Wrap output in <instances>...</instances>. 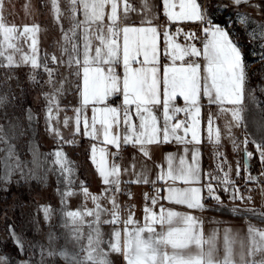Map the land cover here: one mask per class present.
Returning <instances> with one entry per match:
<instances>
[{"label": "snow or ice", "instance_id": "obj_1", "mask_svg": "<svg viewBox=\"0 0 264 264\" xmlns=\"http://www.w3.org/2000/svg\"><path fill=\"white\" fill-rule=\"evenodd\" d=\"M163 13L169 25H177L174 32L165 28L161 33L159 25L152 20L141 21L140 26L123 23L118 9L120 0H67V18L70 27L65 30L61 17L62 11L59 0H51L52 12L56 23L60 26L62 43L61 57L41 52L38 25L18 27L6 22L4 12L6 0H0V68L13 69L27 66L30 68L29 80L38 84L37 72L43 71L48 79L46 83L53 89L51 93H43L46 101L45 125L49 136L56 138V150L48 154L39 152L35 144L28 145L32 160L25 162L17 150L16 141L25 135L23 126L18 122L8 120L0 124V183L11 184L15 176L27 182L37 178V170L45 163L50 167L44 169L42 180H47V173L55 171L63 178L65 189L61 195V226L68 231L69 241L76 246L74 251L62 248L39 249L43 264L45 257L59 256L65 264H112V253L123 256L125 264H264V230L249 225L247 229V245L238 233L225 227L223 229L222 248L218 243L219 230H213L205 235L203 221L190 212H179L165 208L162 204L159 210L161 189L155 187L159 181L165 182L167 195L163 199L170 204L185 206L189 210L203 211L202 191L206 189L207 198L222 205L223 201L217 194V187H222L230 193L232 201L245 199L251 201V195L241 193L236 181L231 177V166L226 157L219 151L222 132L215 126V119L230 114L231 120L225 123V135L232 142L234 151L244 152L243 171L245 186L254 183L264 196V184L259 176L252 175L249 161L257 158L261 165L260 175L264 176V130L260 139H253L246 131L245 115L246 98L259 106L255 90L248 89L249 65L245 61L244 51L232 35L235 25L218 23L214 14L210 13L199 0H162ZM250 0H232L237 6L248 5ZM258 9L259 5H254ZM29 5H25L27 8ZM145 9L148 5L145 3ZM222 10L227 5H217ZM135 10L125 2L123 6L124 19L128 11ZM237 23L248 25L250 17L237 11ZM199 25V31L185 30L180 25L186 23ZM264 29V25L260 26ZM264 37V30L259 32ZM163 36L164 47L158 43ZM183 38V43L178 38ZM82 41V43H81ZM94 41L98 42L95 44ZM199 42L202 47L197 46ZM22 44H27L25 51ZM264 49V43L261 44ZM161 52L168 60L161 63ZM66 56L67 59L63 57ZM18 57V58H17ZM142 58V59H141ZM201 60L203 63H201ZM260 61H264V51L260 53ZM179 62V63H177ZM52 65H62L75 69L72 75L79 83L74 86L79 95V106L72 109L74 117L65 115L63 126L67 127L74 120L75 135L81 133L94 143L90 149V160L95 167L102 184L101 195L92 194L84 182L80 183V195L85 201L91 200L93 208L86 206L77 210H68V200L78 194L72 188L75 184L74 167L63 150L65 144L75 145V139L64 140L58 125L60 112L65 111L60 105L59 98L64 95V84L68 77L60 81V87H55L57 68ZM122 68V74L118 71ZM11 79V77H9ZM264 91V88L261 89ZM114 97H121V103L113 106ZM177 97H182L184 107H178ZM208 105L217 106L216 117L211 110L207 115V140L214 144L217 150L214 156L217 160L216 174L206 173L208 182L201 185V167L198 148H193L191 163L186 162L188 149L180 157V167H173L174 155L168 154L167 170H161L156 181H152L154 195L144 194L146 203L142 209L143 221L135 218L132 207L127 209V219L121 216V206L117 195L123 190L121 183L149 184L147 172L132 171L135 179L121 181V175L127 174L128 168H121L117 158H122L123 146L137 148L146 158H151L150 145L164 143L199 145L201 143V112L202 100ZM9 103L7 94L0 95V107ZM226 105L231 107H226ZM91 110V117L87 111ZM162 109L163 125L155 110ZM185 113L186 119L174 122L178 113ZM28 127L36 120L31 109L27 114ZM135 121H138L135 122ZM233 127L245 129L244 138L238 141L232 134ZM182 133V134H181ZM190 134V139L187 137ZM103 144L106 147H100ZM249 144L255 151L249 150ZM114 148L115 151H109ZM51 156V161H48ZM224 157L223 159H221ZM133 157V161H134ZM227 166V167H226ZM241 164L237 161L236 177L241 176ZM171 181L172 183H167ZM182 182L186 187H176V182ZM215 182V183H213ZM5 190L7 188L5 187ZM59 191V189H58ZM249 192L252 189H248ZM130 198L131 192H126ZM107 199L110 209L102 207L101 200ZM45 223L52 219L50 206H41ZM233 213L251 212L253 215L264 217L255 209H240L234 207ZM107 215L109 219H103ZM90 218V219H88ZM103 225H111L112 230L105 239ZM85 228L87 233L85 234ZM159 229V230H158ZM9 238L17 246L20 254L26 256L18 264H33V257L26 254L25 242L15 228L9 226ZM54 237H49L51 243ZM86 241V243L84 242ZM239 246V252L236 248ZM33 247V246H30ZM0 264H12L7 255H0Z\"/></svg>", "mask_w": 264, "mask_h": 264}, {"label": "rangeland", "instance_id": "obj_2", "mask_svg": "<svg viewBox=\"0 0 264 264\" xmlns=\"http://www.w3.org/2000/svg\"><path fill=\"white\" fill-rule=\"evenodd\" d=\"M202 4L209 10L210 13L214 14L218 23H226L227 25H235L232 29V35L237 39L240 46L244 51L245 61L249 65L247 68L248 73V89L255 90L252 95L256 97L259 102V106L251 103L246 98L247 111L245 115L246 131L252 135L253 139H260L261 132H257L256 125H260L264 128V61H260V53L264 51L261 48V44L264 43V37L259 35L262 29L260 26L264 25V0H250L248 5L237 6L232 4V0H201ZM29 7L25 8V5ZM217 5H227L225 9L217 10ZM254 5H259L258 9ZM48 0H6L4 16L6 22L9 25L15 24L18 27H23L24 25H38L40 32L38 33L40 41L41 52H47L49 55L55 54L58 58L61 57L60 45L62 43V34L60 31V26L56 23L52 9L48 7ZM66 13L65 16L61 17V23L63 28L67 30L70 27V21L67 18V9H62ZM237 11L241 15H247L250 17V22L248 25H240L237 23ZM2 39V38H0ZM24 50H28L27 44H22ZM199 47H202L200 44ZM18 58V57H17ZM67 59L66 56L63 57ZM201 63L203 61L201 60ZM50 67L57 68V74L55 77L56 84L55 87H60V81L68 77V81L64 84L65 92L59 98L60 105L65 111H61L60 121L58 125L63 137L73 135L75 133V123L74 120L69 122L67 127L63 126V119L65 115L68 117H74L75 113L72 111L75 107L79 106V95L75 88V84L79 83L76 77L72 75V71L75 69H68L62 65H52ZM30 68L27 66L6 69L0 68V95L7 94L9 98V103L4 107H0V124H7L8 120L20 123L24 130L25 135L20 137L17 143V150L21 155V158L25 161H31L32 155L28 151V145L35 144L39 148V152L42 154H48L56 150V147L51 149H42L39 144V132H40V121L45 120V106L46 101L44 99L43 93H51L53 89L46 83L48 77L43 71L37 72L38 84H33L29 80ZM11 77V79H9ZM183 99V98H182ZM32 103H37V107L43 109V116L40 117L39 112H37ZM203 108L201 112V125H200V135H201V146L204 151H207L208 155L212 154L210 158L212 163V173L216 174V164L217 160L214 156V152L217 147L209 143L207 140V115L209 110H211L213 117H216L217 106L208 105L207 100H202ZM184 104V102H183ZM226 107H231L226 105ZM28 109H31L36 120L32 123V128L28 127L27 114ZM231 120L230 114L224 116L223 118L215 119V126L219 127L222 132L221 144L219 146V151L224 154L229 165L230 159L228 156H236L233 159V165L231 166V177L236 181L241 191L247 193L246 196L251 195L252 199L244 200L250 205L251 209L258 202H264V196L261 195L260 189L255 192L257 185L254 183H249L245 186L244 182V152L234 151L232 147V142L225 135V123ZM245 129L241 127H233L232 134L238 141H242L244 138ZM69 140V139H67ZM103 147V144H102ZM249 150L255 151L254 146L249 144ZM68 159L72 162L74 167V176L72 179L75 180V184L72 185L74 191L78 194L72 196L68 200V210H77L83 206L91 209L93 204L91 200L85 201L84 197L80 195V183L84 182L88 187L89 191L94 195H101L103 193L104 185L101 179L93 176V174H88L86 180L79 175V167L77 160L72 156V154L63 147ZM110 151V149H109ZM222 157L221 159H223ZM241 157V158H239ZM52 157L48 156V161H51ZM237 161L241 164V176L236 177V167ZM249 168L252 175L259 176L261 184H264V176L260 175L261 165L258 157L250 160ZM50 167L49 163H45L42 168L37 170V178L29 179L27 182L20 180L19 176L13 178V182L8 185L0 183V200H5L6 209L0 207V255H7L12 261V264H18V261L25 259L26 256H22L14 245L13 241L9 238V226L15 228L18 235L22 236L25 242V251L27 255L33 257V264H39L41 257L39 255V249L43 246L45 249L53 248L59 251L63 247H76L74 243L69 241L67 229L61 226L62 216H61V195L65 189V184L63 178H60L58 183V177L55 171H50L47 173V180H42L40 177L44 176V169ZM227 167V166H226ZM89 182V183H88ZM41 185V186H39ZM5 187L7 190H5ZM39 187V188H37ZM218 188V187H217ZM222 189V187H220ZM253 189L251 192L248 189ZM59 189V191H58ZM226 193V192H224ZM149 197L153 195H148ZM125 199V198H124ZM122 194L117 195V201L121 206V216L123 219H127V212L124 211V204L127 203ZM258 201L256 203V201ZM240 201V200H238ZM255 201V202H254ZM141 204H145L143 199L140 198ZM102 207H111L107 199L101 200ZM5 205V204H4ZM50 206L52 209V219L50 223H45L44 215L41 211V206ZM264 207V204L262 208ZM243 208V207H242ZM245 208V207H244ZM5 209V210H4ZM247 209V208H246ZM249 209V208H248ZM258 210V209H255ZM15 211L18 217H15ZM110 217L105 215L103 219H109ZM90 219V218H88ZM10 220V222L8 221ZM111 225H103V232L105 233V239H108L110 232L112 230ZM87 233V228H85V234ZM54 237L52 242H49V237ZM86 243V241H84ZM33 246V247H30ZM115 264H121L119 261L118 254L112 255ZM62 260L59 256L52 258L45 257L43 259V264H61Z\"/></svg>", "mask_w": 264, "mask_h": 264}, {"label": "crops", "instance_id": "obj_3", "mask_svg": "<svg viewBox=\"0 0 264 264\" xmlns=\"http://www.w3.org/2000/svg\"><path fill=\"white\" fill-rule=\"evenodd\" d=\"M127 2L131 8L135 10L128 11L127 19H124L123 14V6L124 3ZM199 2L202 3L201 0ZM61 9H67L68 3L67 0H59ZM145 3L148 5L147 9H145L144 5ZM48 7L52 9L51 6V0H48ZM121 20L125 24L133 25V26H140L141 21L150 19L153 21L155 25H159L160 32L162 33L165 28H167L168 31L174 32L177 25H169L167 22L166 17L163 13V2L162 0H120V9H118ZM185 30L189 31H199V25L195 23H186L183 25H180ZM181 43H183V38H178ZM82 43V41H81ZM160 48L163 49L164 47V40L163 36L160 37L158 41ZM95 44H98V42L94 41ZM200 43L197 42V46L199 47ZM142 59V58H141ZM161 63L167 64L168 60L163 56V53L161 52ZM179 63V62H177ZM118 71L122 74V68H118ZM113 99L121 100V97H114ZM112 99V101H113ZM112 103L113 106L115 104ZM176 104L178 107L183 108V99L182 97H177ZM155 115L159 117V123L160 126L163 125V117H162V109L155 110ZM186 119L185 113L181 112L176 115V119L174 122L183 121ZM138 123V121H135ZM262 128L260 125H256L257 132H261ZM182 134V133H181ZM190 134L187 137V139H190ZM102 147V144L99 145ZM103 147H106L103 145ZM185 147L188 149L187 156L185 157L186 162L188 164L191 163V155L193 148H198L200 152L199 161H200V167H201V185H195V186H202L203 184H206L208 182L206 178V173L211 172L212 173V163L210 158L212 157V154L207 153V151H204L201 143L199 145H183L178 144L175 141L172 143H164L160 145H150L149 150L151 152V158L144 157L137 148H133L130 145L129 146H123L121 150V156L122 158H117V163L121 166V168H128L129 171L127 174L121 175L120 179L121 181H131L134 180L136 177L133 174L132 171V165L135 164V172L139 173L143 169L147 172L149 184H135V183H121L128 185V192L132 193V197L130 198L128 195L123 197L124 203L125 200L127 203H133L135 206V218L138 221H143V212L142 209L147 203L149 207H151L150 202H146L144 200V194L147 193L148 195H154L153 192V184L152 181L157 180L158 174L161 172V170H167L168 164L166 161V156L168 154L174 155L173 160V167L179 168L180 167V157L185 155ZM110 151H115L114 148H110ZM133 157L135 158L133 161ZM229 161V165H233V159L237 158L236 156H228L227 157ZM241 158V157H239ZM99 180L100 177L98 176ZM167 183L171 184V181H168ZM215 183V182H213ZM176 187H186L182 182L177 181L175 184ZM155 187L161 189V197L160 203L156 205V210L158 211L160 208V205L162 204L165 208H171L175 211L179 212H190V214L196 216L200 220L203 221V231L205 235L210 234L213 230H219V240L218 243L222 248L223 244V229L225 227L230 228L233 233H238L241 238L244 239L245 244L247 245V229L248 226L251 224L256 229L264 230V217L260 215H253L251 212H242L240 214L233 213L231 211L232 208L237 207L240 209H246L243 207L244 202L241 201H232L230 198V193H224V191L218 187L217 188V194L221 197V200L223 201V204H217V202L213 199L207 198V191L204 189L202 191V196L204 197L203 203L206 205V209L203 211H197V210H189L185 206L181 205H175L170 204L167 202V200L163 199L167 195V192L164 190L166 185L164 181H159L156 183ZM122 189V188H121ZM122 192L120 193V195ZM140 198L143 199L145 204H141ZM243 207V208H242ZM248 209V208H247ZM259 213H264V207L257 210ZM128 215V213H127ZM159 230V229H158ZM67 248L70 252L74 251L76 247H63ZM237 253L239 252V246L236 248ZM116 254V253H114ZM113 253L110 255V259L112 261V264H115L112 257ZM119 262L121 264H125V261L123 259V256L118 254ZM61 264H65V261L63 259Z\"/></svg>", "mask_w": 264, "mask_h": 264}, {"label": "trees", "instance_id": "obj_4", "mask_svg": "<svg viewBox=\"0 0 264 264\" xmlns=\"http://www.w3.org/2000/svg\"><path fill=\"white\" fill-rule=\"evenodd\" d=\"M36 104L37 103H35V104L32 103V106L37 112H39L40 117H42L43 116V112H42L43 109L40 107H37ZM86 114L90 118L92 115L91 110L89 109ZM45 129H46L45 120L41 119V121H40V132H39V140H40L39 144H40L41 148L42 149H51V148L57 147L56 138L54 136H49V134L47 133V131ZM63 138H64V140H67V139L71 140L74 138L76 141L75 145L65 144L63 147L66 148L72 154V156L77 160L78 167H79V175L85 180H86V177H88L87 173L93 174V176H95V178L96 177L98 178V173L96 172L95 167L93 166V164L91 163V160H90V149H91L92 145L94 143H97V142H95V141L91 140L90 138H87L83 135V126L82 125H81V133L79 135L74 136V134H73L70 136L63 137ZM99 145L100 144H98V146ZM39 186H41V185H39ZM37 188H39V187H37ZM252 190H254V188ZM257 190H258V187L254 191L256 192ZM241 193H243L245 196L247 195V193H245L244 191H241ZM245 200H247V199H245ZM5 202L6 201L3 199L0 200V207H3L6 209V207H4V206H6ZM257 202L258 201H256V203ZM263 204H264V202L260 201V202H258V204L252 205V206H254V209H260V208H262ZM243 207L251 208L247 202H244ZM17 217H18V215H17V212L15 211V217L14 218H17ZM8 221L10 222V220H8Z\"/></svg>", "mask_w": 264, "mask_h": 264}, {"label": "built area", "instance_id": "obj_5", "mask_svg": "<svg viewBox=\"0 0 264 264\" xmlns=\"http://www.w3.org/2000/svg\"><path fill=\"white\" fill-rule=\"evenodd\" d=\"M112 102L115 104V106H117V105H119V104L121 103V100L113 99ZM121 188H122V190H123V191H122V196L125 197V196H126L125 193L128 192V185H126V184H122ZM129 207H132V208H133V211H134V213H135V206H134L133 203H125V204H124V211L128 213L127 209H128Z\"/></svg>", "mask_w": 264, "mask_h": 264}, {"label": "bare ground", "instance_id": "obj_6", "mask_svg": "<svg viewBox=\"0 0 264 264\" xmlns=\"http://www.w3.org/2000/svg\"><path fill=\"white\" fill-rule=\"evenodd\" d=\"M264 130V129H261V131Z\"/></svg>", "mask_w": 264, "mask_h": 264}]
</instances>
